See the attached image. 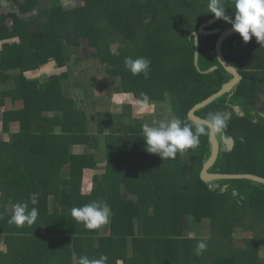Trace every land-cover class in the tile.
<instances>
[{
    "label": "trees",
    "instance_id": "1",
    "mask_svg": "<svg viewBox=\"0 0 264 264\" xmlns=\"http://www.w3.org/2000/svg\"><path fill=\"white\" fill-rule=\"evenodd\" d=\"M205 2L85 0L70 11L54 14L49 23L41 27L39 21L43 20V13L39 0H13L20 14H11L10 18L15 21L11 38L24 35L27 24L33 23L42 34L38 44H45L46 52L34 47L32 53L26 54L18 45L3 46V52H0L3 56V65L0 63V103L9 107L2 113L18 119L19 111L24 109L26 117L37 123L14 136L25 151L20 171L39 172L38 182L46 185L42 188L44 193L47 191L46 194L53 195L55 201L59 203L62 199L68 205L66 216L58 211L48 217L41 215L51 231L49 241L41 244L44 248L49 243L59 244L62 222H66L65 240H70L69 245L72 240L74 247L67 264H77L82 256L98 259L101 255L108 257L106 264H131L132 261L134 264H163L164 250L172 264H200L202 255H196L194 249L205 238H188L186 230L191 218L196 223L207 219L211 222L212 231L208 238L211 264H264V251L258 253L260 250L256 246L259 241L264 243V231L252 226V222L264 221V184L250 180L203 181L201 171L212 152L209 136H200L198 147L178 153L175 159L163 161L145 150L142 122L134 121L131 114L115 120L111 113L98 108L104 106V98L97 96L96 92L103 77L97 76L96 71L102 66L103 78L116 82L112 95L117 93L120 97L126 96L127 100L136 101L137 108L154 106V103L170 105L174 115L192 125L195 131L198 124L189 119L190 110L219 92L233 78L221 66L216 53L219 37L232 28L224 20L207 28L218 29L220 33L199 37L200 69H217L203 74L195 66L194 33L202 24L215 18L207 13ZM225 3L230 7V0H225ZM146 4L154 8L147 15L143 12ZM34 9L38 20L30 22L24 15ZM226 13L231 15L232 9H226ZM135 14L140 21L139 29L133 22ZM4 17L2 21H5ZM66 33H74L72 38L75 43L82 44V48L74 49L69 43L71 37L66 41ZM3 37L0 35V39ZM71 47L77 51L76 54H71ZM222 50L226 60L242 75V81L232 92L196 112L205 120L209 113L218 111L227 112L230 116L228 127L217 136L220 152L208 172L264 178V47H260L254 37L244 43L236 33L224 41ZM43 56L44 59H56L58 67L65 71L43 81L41 72L46 68L45 64H40ZM126 57L149 59L148 77L143 74L134 76L127 71ZM25 61L27 67L23 65ZM79 61L86 63L82 70L78 69ZM29 71L41 79L29 80ZM78 74L83 79L95 81L96 86L85 90L82 83H76L74 87L65 89L63 85H68L67 80L71 76L79 77ZM53 81L56 83L52 87ZM77 94L80 95L76 97ZM144 95L149 98L148 104L143 103ZM92 99L96 102L93 108ZM223 135L234 140L235 146L231 151L223 143ZM102 136L106 140L104 146L99 144ZM53 137L62 141L60 144L56 141L57 154L50 142ZM76 146L81 150L73 149ZM91 149L96 152L89 154ZM39 156L43 164L50 165L47 172L37 168ZM25 158L30 162L37 160L34 170L24 163ZM63 172H70L67 179L63 178ZM84 172L97 173L92 188L84 186ZM42 176H48V181ZM166 185L170 187L169 191L165 190ZM163 197L166 228H160ZM93 201L106 202L110 207L108 236L99 234L98 230L85 229L70 215L73 207ZM41 202H47V197L41 195ZM135 217L139 220L137 229ZM124 224H128L131 231L129 239L132 245L126 243L125 236H122ZM237 228L251 231L254 240H246V246L236 248L233 233ZM161 229L165 230L162 237ZM183 239L185 242L180 245L179 241ZM251 243L254 247H248ZM117 245L121 248L118 253ZM57 246L50 254L55 260H63L59 256L63 250ZM181 249L196 257L188 258L185 252L182 261L178 256ZM47 259L46 256L44 260ZM27 262L36 263L31 254L24 264Z\"/></svg>",
    "mask_w": 264,
    "mask_h": 264
},
{
    "label": "crops",
    "instance_id": "2",
    "mask_svg": "<svg viewBox=\"0 0 264 264\" xmlns=\"http://www.w3.org/2000/svg\"><path fill=\"white\" fill-rule=\"evenodd\" d=\"M21 1V0H20ZM22 0L21 2H24ZM3 3V4H2ZM0 35L4 36L0 39V52H3V46L6 45H20L24 40L23 37L11 38L10 33H13L15 21L11 14H20V10L15 6L13 0H0ZM3 5V6H2ZM5 16V17H4ZM4 17L5 21H2ZM21 20V18H18ZM23 21V19H22ZM32 22V21H30ZM29 23V22H28ZM36 28L35 25L32 26ZM67 46V44L65 45ZM78 49V48H77ZM77 52L76 50H74ZM25 54V53H24ZM69 61V59H68ZM74 61V60H73ZM81 62V61H79ZM0 63L3 65V56L0 54ZM57 62L53 63V66H58ZM77 63L78 69L82 70L86 67V63ZM70 67V66H69ZM61 72L65 71L60 68ZM17 73V72H15ZM29 80H40L41 76H34L33 71H29ZM43 81L50 79L51 77L57 75L54 74V67H46L42 72ZM59 73V74H60ZM79 76L81 74H78ZM71 76V75H70ZM73 78L74 82H72ZM68 81V87H73V83H76V78L78 76H71ZM15 85L14 83H9ZM67 89L66 85H63ZM104 89H102L103 91ZM69 93L72 94L69 90ZM100 92H98V95ZM133 103L136 101L129 99ZM111 103H116V95L113 94L111 98ZM96 102H91L92 108ZM22 104V103H21ZM86 104L85 102L82 103ZM136 106V104H135ZM9 106L0 103V264H24L25 259L29 254L33 258V261L41 262L42 264H67L68 255L72 257L74 252L73 241L65 240L66 235V222H62V232L60 234L59 244H48V247H42L41 244L49 241L51 235L50 227L45 223L42 218L47 215H54L55 213H61L62 216H66L68 205L64 204L62 199L59 203L55 201L53 195H48L47 202H41V191L39 189L45 188V186L37 185L39 181V172H21L20 166L23 164L21 162L24 157L25 151L19 147L17 138H14L16 134L23 133L31 127L35 126L37 123L31 117L29 118H10L6 117V113ZM137 107V106H136ZM142 108V107H141ZM139 108V110L141 109ZM104 108L100 109L103 110ZM17 110L19 111V104L17 105ZM99 110V109H98ZM20 112V111H19ZM104 112V111H102ZM105 137L99 139V144L105 145ZM98 144V143H96ZM22 146V145H21ZM73 149L80 151L81 147L76 146ZM95 149H91L89 154H93ZM34 170V169H32ZM37 170V169H36ZM38 171V170H37ZM102 173V172H100ZM96 172H84V186L92 188L94 183V175ZM63 178H68L70 172H63ZM33 182V183H32ZM69 185H65L68 187ZM47 192V191H46ZM73 193V191H72ZM21 203L27 206L30 211L33 207L38 210L37 220L31 225H25L24 227L18 228L15 225H10L8 220L10 219V214L12 208L15 204ZM48 217V216H47ZM139 220L136 218V225L138 226ZM99 234L108 236L110 234V221L108 224L104 225L101 229H98ZM96 234H98L96 232ZM85 239V237H84ZM129 244L132 245V240L129 239ZM60 246L63 252L59 255L63 260H55L51 256L50 251H55ZM63 246V247H62ZM132 252V250H131ZM16 255V257L14 256ZM132 254V253H131ZM133 255V254H132ZM48 257L45 261V257ZM74 256V255H73ZM73 259V258H72ZM29 264V262H27Z\"/></svg>",
    "mask_w": 264,
    "mask_h": 264
},
{
    "label": "clouds",
    "instance_id": "3",
    "mask_svg": "<svg viewBox=\"0 0 264 264\" xmlns=\"http://www.w3.org/2000/svg\"><path fill=\"white\" fill-rule=\"evenodd\" d=\"M228 8L232 9L231 15L226 13ZM207 9V13L213 14L216 19L230 23L233 31L239 34L244 43H248L254 37L260 47H264V0H230V7H226L225 0H209ZM124 64L132 75L143 74L145 78L148 77L151 64L149 59L126 57ZM143 103H149L147 95H144ZM229 119L227 112L209 113L206 126L197 125L195 131L192 125L173 114L162 120L145 122L142 125L145 150L149 154L157 155L163 161L175 159L178 153L182 154L186 150L198 147L200 136L221 135L228 127ZM70 215L75 222L83 224L85 229L92 231L108 224L111 210L106 202L93 201L81 207H73ZM37 217L38 210L35 207L29 211L26 205L17 203L12 208L8 223L18 228L31 226ZM206 248V243L201 240L194 251L199 256ZM107 259L105 255H101L98 259L82 256L77 264H106Z\"/></svg>",
    "mask_w": 264,
    "mask_h": 264
},
{
    "label": "rangeland",
    "instance_id": "4",
    "mask_svg": "<svg viewBox=\"0 0 264 264\" xmlns=\"http://www.w3.org/2000/svg\"><path fill=\"white\" fill-rule=\"evenodd\" d=\"M147 1L150 2V0H147ZM183 1L184 0H178L179 3H182ZM82 2L84 3L85 0H39V3L42 5L40 10H42V13H43V18H42L43 20L39 21V26L42 27V26L48 24L50 18L54 14L57 15L61 11H65V10L70 11V9L75 8L79 3H82ZM208 2H209V0H206V2L204 3L205 8H207ZM153 10H154L153 7H151L149 4H146L145 7H144V11L143 12H145L144 14L147 15V14H150L151 12H153ZM36 12L34 10H32L30 13L27 14V16L24 15V18H26L28 21L37 22L38 16H37ZM155 16H156V18L159 17L157 15H155ZM133 22L136 25L135 27L137 29H139L138 24L140 23V21L138 19V15L135 14ZM150 22H152V21H150ZM27 26H28L27 29H26L27 32L25 33L24 40L19 45L20 48L23 49L26 54L32 53V50H33L34 47H40V48H42L43 52H46L45 44H38V43H40V40L42 38V35H41L40 31L37 30L36 28L32 27L33 23L32 24H27ZM67 34L68 33H66L65 35L67 36ZM22 37H23V35H22ZM70 37H75L74 33L70 34ZM86 44H89V43L86 42ZM72 47L74 49H77L79 47L82 48V44L74 43ZM73 48H72V50H70V52H71V54H76V52L74 51ZM82 55H83V57H86L85 54L82 53ZM88 56H91V55L88 54ZM83 57L81 56L82 59H84ZM41 59H42L41 63H40L41 65L45 64V66L49 67V68L54 67V74L58 75L60 73V71H61L60 67H58L56 65L53 66V63L57 62L56 59H54V58L50 59L48 57L44 59V56ZM23 65L27 67L28 64L25 61V63H23ZM96 72H97L96 73L97 76L100 75V76L104 77V75H105L104 74L105 72H104L102 66H99V69ZM103 77H101V81L98 83L97 89H96L97 93L100 92L99 96L104 98V103H103L104 104V106H103L104 109L101 110V111H104V112L108 111L109 113H111L113 118L114 117L116 118V119L114 118L115 120L121 119V117L124 116L125 114H131L132 119L134 121L142 122L144 124L145 122L151 123L153 120L165 119L166 117H169L170 114L174 115V112L171 109L170 105L169 106L168 105H160L158 103H154V104H156L154 106L145 105V108H141L139 110V107L137 108L135 106V103H133L130 100H127L126 96L120 97V95H117V93H116V103H111V101H110L111 98H112V93L111 92L114 89V87H115L114 85H116V82L114 80L112 82L106 81V79H104ZM78 79H80L82 82L80 80H78ZM71 80H72V82H74L73 78H71ZM76 80H77V82H76L77 84L80 85L82 83V85H83L85 90H91V88H94L96 86L95 81L92 82L90 80H86L85 78L83 79L80 76H79V78H76ZM55 83H56V81L52 82V87L55 85ZM76 83H73V87L76 85ZM66 87L68 88L67 85H66ZM100 88H105V89L102 91V89H100ZM78 95H80V94H77L76 97ZM91 102H94V100L92 99ZM98 108L102 109L101 106H99ZM26 112L27 111L24 110V109L20 110L19 115L21 116L22 119L23 118H29V117H26ZM56 141L59 144L62 143L61 140H55V137H53L50 140V142L52 144H54V146H55L54 149H53V152L57 154L58 147L56 145ZM50 156L53 157V154L51 153ZM26 158L24 159V163L26 165L30 166L31 169L34 166L38 165L37 160L33 159L34 162H32V161L30 162L29 159H27V161H25ZM40 159L41 158L39 156V160ZM39 164L40 165L37 166V168H39V170H42L43 172H47L48 170H50V168H49L50 165L49 164H43L41 162V160H40ZM42 178L44 180L48 181V176H46L45 178H44V176H42ZM165 184H168V183H165ZM37 185L46 186V185L42 184L41 182H38ZM169 189H170V187L168 185H166L165 186V190L169 191ZM39 190L42 192V196L48 197V195L46 194L47 192L44 193V191L42 189H39ZM162 201H163V208H162V214H161L162 215L161 216L162 217V219H161V223L162 224H161L160 228H166L165 227L166 223H165V208H164L165 199H164V197L162 198ZM136 210L138 211V208ZM137 211H136V213H137ZM136 218L137 217L134 218V225H136ZM252 223H254V224H252L253 228H257V229H260L261 231H264V221H261V222H258V223L257 222L256 223L252 222ZM124 225H125V227H124L122 232L125 231V233L122 236H125L124 240H126V243H128L129 242V237L131 235V231H130V229L128 227V224H124ZM187 226H188V229L186 230V232H187L188 238L189 237H195V238H199V239L205 238L204 242L206 243L207 248H206V250L204 251V253L202 254V256L200 258V260H201L200 264H211L212 263V259H211V254L209 253V248H210L211 243H210V241H208V238L210 237V233L212 231L211 230L212 226H211L210 220L207 219V220H203L201 223H196L191 218L189 220V224ZM136 229H137V225H136ZM160 234H161V237H162V235L165 234V230L161 229L160 230ZM252 237H253V233L251 231L244 232L242 229L237 228V230L234 231V233H233V245L236 248L246 246V240H249L251 242V241L254 240V238H252ZM249 238H251V239H249ZM184 242H185V239L179 241L180 245L183 244ZM257 243H258L256 245L257 246V250H260L258 253H260L261 251L263 252L264 251V243L262 241H259ZM251 246L254 247V244L251 243L250 245H248V247H251ZM127 247H129V245H127ZM120 251H121V248H120L119 245H117L116 246V253H118ZM186 251H184V249H181V251L178 254V256L181 258L182 261H183V259H185V252ZM128 252H131V251L128 250ZM186 256L188 258H191V259L196 257L194 254H191V252L188 253V254L186 252ZM130 258H132L131 255H130ZM260 259H262V257H260ZM120 261H121V263L123 262L122 260H120ZM162 263L163 264H172V261L167 259L165 250L162 253ZM131 264H134V261H132ZM186 264H190V262H187Z\"/></svg>",
    "mask_w": 264,
    "mask_h": 264
},
{
    "label": "water",
    "instance_id": "5",
    "mask_svg": "<svg viewBox=\"0 0 264 264\" xmlns=\"http://www.w3.org/2000/svg\"><path fill=\"white\" fill-rule=\"evenodd\" d=\"M222 19H216V18H212L210 19L208 22L202 24L198 31L194 33L195 35V57H194V62H195V66L197 68V70L203 74H209L214 72L217 67H213L209 70L206 71H202L199 67V37L200 36H208V35H213V34H218L220 33V30L216 29L213 31H207L206 28L210 27L212 25H214L215 23H217L218 21H220ZM236 34L233 29H229L226 32L222 33L221 36L219 37L217 43H216V53H217V58L219 63L221 64V66L233 76V79L225 84L223 86V88L217 92L216 94L210 96L208 99H206L205 101L195 105L189 112L188 116L189 119L198 125H204L206 126V120L198 117L196 115V112L207 107L208 105H210L212 102H214L215 100H217L218 98L224 96L227 93L232 92V90L234 89L235 86H237L241 80H242V76L240 75V73L238 72V70L232 65L230 64L226 58L223 55V51H222V46L224 41L229 38L230 36ZM218 135H213L210 137V142L212 144V152H211V156L209 158V160L205 163V165L203 166V169L201 171V179L203 181L206 182H214V181H220V180H250L253 182H257V183H261L264 184V178L258 177V176H254V175H247V174H236V175H229V174H213V173H209V169L215 164V162L218 159L219 156V152H220V143L218 140ZM222 141L223 143L227 146V148L231 151L234 147V140L231 139H226L225 135L222 136Z\"/></svg>",
    "mask_w": 264,
    "mask_h": 264
},
{
    "label": "flooded vegetation",
    "instance_id": "6",
    "mask_svg": "<svg viewBox=\"0 0 264 264\" xmlns=\"http://www.w3.org/2000/svg\"><path fill=\"white\" fill-rule=\"evenodd\" d=\"M34 1V0H33ZM41 4H40V7L39 8H41ZM34 11L36 12L37 10L36 9H34ZM37 13V12H36ZM211 27V26H210ZM208 28V27H207ZM207 28H206V30H207ZM207 31H213V30H207ZM42 35V34H41ZM214 35V34H213ZM65 37H66V41H67V39L68 38H70V35L69 34H67V36L65 35ZM68 37V38H67ZM71 41H69V43H71V45H73L74 43H75V39L74 38H72L71 37ZM77 44V43H76ZM68 45V44H67ZM223 47V46H222ZM223 51V50H222ZM224 55V54H223ZM234 146H235V143H234ZM234 148V147H233Z\"/></svg>",
    "mask_w": 264,
    "mask_h": 264
},
{
    "label": "bare ground",
    "instance_id": "7",
    "mask_svg": "<svg viewBox=\"0 0 264 264\" xmlns=\"http://www.w3.org/2000/svg\"><path fill=\"white\" fill-rule=\"evenodd\" d=\"M238 72H239V71H238ZM240 75H241V74H240ZM241 76H242V75H241ZM232 79H233V78H232ZM232 79H231V80H232ZM231 80H230V81H231ZM230 81H229V82H230ZM241 81H242V80H241ZM229 82H228V83H229ZM235 87H236V86H235ZM235 87H234V88H235ZM232 91H233V90H232ZM198 117H199V116H198Z\"/></svg>",
    "mask_w": 264,
    "mask_h": 264
}]
</instances>
